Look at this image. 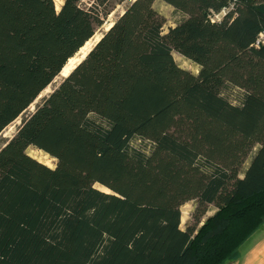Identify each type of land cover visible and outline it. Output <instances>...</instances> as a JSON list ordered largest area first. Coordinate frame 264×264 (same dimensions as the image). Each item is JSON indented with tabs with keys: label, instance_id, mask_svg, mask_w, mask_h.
<instances>
[{
	"label": "trees",
	"instance_id": "1",
	"mask_svg": "<svg viewBox=\"0 0 264 264\" xmlns=\"http://www.w3.org/2000/svg\"><path fill=\"white\" fill-rule=\"evenodd\" d=\"M122 1L0 0V133ZM162 1L185 16L130 1L0 148V264H223L264 224V0Z\"/></svg>",
	"mask_w": 264,
	"mask_h": 264
},
{
	"label": "rangeland",
	"instance_id": "2",
	"mask_svg": "<svg viewBox=\"0 0 264 264\" xmlns=\"http://www.w3.org/2000/svg\"><path fill=\"white\" fill-rule=\"evenodd\" d=\"M130 1L132 0H123L122 2L119 3H115L112 6V9L110 11V13L107 15L106 17V21L105 23L96 29L94 35L91 37V42L94 41V39H92L95 35H101L102 30L107 29L111 23L115 20V18L117 16H119L121 13H123V11L125 10V8L128 6V4L130 3ZM55 2V7L56 9H59V6L61 5V3L63 2V0H54ZM95 2V0H80L79 5L81 7L84 8H88L91 5H93V3ZM153 7L164 17L165 22L163 25V30L166 31L167 28L169 26H173L176 22H178L180 19H182L185 15L179 11L176 10L172 5L162 1V0H154L153 2ZM226 11V10H225ZM110 24L107 28L106 26ZM93 46V45H92ZM87 53V52H86ZM83 55L82 51H78L77 54L73 55L75 56V60H77L78 58H81ZM173 57L176 61V63L182 67L185 68L187 70H189L191 73L196 74L198 71V65H196L194 62L184 58L183 56H181L179 53L177 52H173ZM74 62V61H73ZM62 70V69H61ZM63 76V74L59 73V75H57L52 82L46 87V89L42 90L40 92V94L34 99V101L29 105V107L27 108L26 111H24L23 113H21L14 121H12L9 125H7L0 133V148L4 145V143L12 137V135L15 133L17 127L19 126V124L21 123V119L23 118V116H25L26 113L31 112L35 106L37 104H39L41 102V100L47 96V94L49 92H51L52 88L58 84V82L60 81L61 77ZM221 93L223 96H225L229 101L236 103L237 99L240 95V90H238L236 87H234L233 85L226 83L222 89H221ZM130 145L133 148L136 149H140L144 152H147L149 150L150 147V142L146 141V140H139L137 137L132 139L130 142ZM257 146H255L251 152L247 155V157L244 159V161L241 163L240 167H239V175H242L243 170L245 169V167L247 166L249 160L251 159L253 153L255 152ZM26 152L34 157L35 159H37L38 161L53 167L55 164V158L51 157L49 154L33 147V146H29L26 149ZM96 187L104 190V191H109L107 188L100 186L99 184H95ZM196 206V200L191 199L186 201L185 203H183L180 207V211H181V217H180V227L183 229L185 228L187 225H192L194 223V209ZM216 211V206L214 204H208L207 205V210L205 211V213L203 214L202 217V221H204L207 217L211 216L214 212ZM201 224V223H200ZM199 224V225H200ZM198 225V226H199ZM238 249L233 253V255L228 258L226 261H224L223 264H225L229 259L234 258L237 254Z\"/></svg>",
	"mask_w": 264,
	"mask_h": 264
},
{
	"label": "crops",
	"instance_id": "3",
	"mask_svg": "<svg viewBox=\"0 0 264 264\" xmlns=\"http://www.w3.org/2000/svg\"><path fill=\"white\" fill-rule=\"evenodd\" d=\"M225 264H264V224L244 240L236 256Z\"/></svg>",
	"mask_w": 264,
	"mask_h": 264
},
{
	"label": "bare ground",
	"instance_id": "4",
	"mask_svg": "<svg viewBox=\"0 0 264 264\" xmlns=\"http://www.w3.org/2000/svg\"><path fill=\"white\" fill-rule=\"evenodd\" d=\"M110 24H108L106 26V28L109 26ZM92 39H94L93 42H91V38L89 40H87L85 42V44L78 50V51H82L83 55L82 57L86 54V52L92 47V45L99 39V35H95ZM81 58H78L77 60H75V56H72L68 59V61L66 62V64L62 67L61 73L63 75H66L71 69L72 67L78 62L80 61ZM74 61V62H73ZM46 89V88H45Z\"/></svg>",
	"mask_w": 264,
	"mask_h": 264
},
{
	"label": "built area",
	"instance_id": "5",
	"mask_svg": "<svg viewBox=\"0 0 264 264\" xmlns=\"http://www.w3.org/2000/svg\"><path fill=\"white\" fill-rule=\"evenodd\" d=\"M224 14H225V10H221L218 13H213L212 15H210V18L212 21L219 20ZM263 39H264V33H261L259 38L256 41V44H258L259 42H262Z\"/></svg>",
	"mask_w": 264,
	"mask_h": 264
},
{
	"label": "water",
	"instance_id": "6",
	"mask_svg": "<svg viewBox=\"0 0 264 264\" xmlns=\"http://www.w3.org/2000/svg\"><path fill=\"white\" fill-rule=\"evenodd\" d=\"M121 14H122V13H121ZM112 24H113V22L111 23V25H112ZM111 25H110V26H111ZM110 26H109V27H110ZM109 27H108V28H109ZM108 28H107V29H108ZM107 29H105V31H106ZM101 36H102V35H100V37H101ZM100 37H99V38H100ZM98 40H99V39H98ZM98 40H97V41H98ZM97 41H96V42H97ZM96 42H95V43H96ZM90 49H91V48H90ZM90 49H89V50H90ZM89 50H88V51H89ZM88 51H87V52H88ZM77 53H78V51H77L75 54H77ZM75 54H74V55H75ZM86 54H87V53H86ZM86 54L82 57V59L86 56ZM82 59H81V60H82ZM81 60H80V61H81ZM80 61H78L76 64H78ZM76 64L72 67V69L76 66ZM72 69H71V70H72ZM71 70H70V71H71ZM70 71H69V72H70ZM69 72H68V73H69ZM68 73H67V74H68ZM67 74H66V75H67ZM66 75H63V77H65Z\"/></svg>",
	"mask_w": 264,
	"mask_h": 264
}]
</instances>
